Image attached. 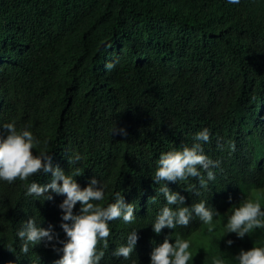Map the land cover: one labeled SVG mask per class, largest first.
<instances>
[{"label": "trees", "instance_id": "obj_1", "mask_svg": "<svg viewBox=\"0 0 264 264\" xmlns=\"http://www.w3.org/2000/svg\"><path fill=\"white\" fill-rule=\"evenodd\" d=\"M9 122L18 131L30 125L41 141L34 155L46 150L65 174L79 167L74 179L82 189L92 178L105 184L96 203L106 207L121 192L135 205L133 223L110 222L100 264H151L166 237L174 244L202 228L194 216L187 227L153 231L167 204L164 186L183 195L184 206L205 201L220 213L210 245L189 264H212L214 256L234 264L241 249L264 246V229L240 239L225 228L242 200L264 208V0H0V137ZM114 126L127 135L111 134ZM204 128V154L220 162L215 180L207 188L197 178L155 183L160 155L191 146ZM75 154L82 159L70 165ZM51 178L41 171L27 182L0 180V264H54L62 256L53 245L67 239L59 208L65 197L26 195V183ZM31 217L51 225L55 239L23 254L17 233ZM132 231L131 257L114 256ZM203 235H211L208 228Z\"/></svg>", "mask_w": 264, "mask_h": 264}, {"label": "clouds", "instance_id": "obj_2", "mask_svg": "<svg viewBox=\"0 0 264 264\" xmlns=\"http://www.w3.org/2000/svg\"><path fill=\"white\" fill-rule=\"evenodd\" d=\"M230 4H238L239 0H227ZM119 59L106 63L105 69L111 71ZM7 131L6 137H0V180L12 184L16 180L27 182L30 177L43 171L51 173V182L41 185L36 182L26 183V195L34 198H43V201H52L54 197L49 192L62 195L65 199L59 205L63 215L60 227L66 234V241H58L62 248L53 249L62 252V256L54 264H100L104 257V251H98L101 241H104V248L108 247V238L111 235L110 222L122 220L125 224L133 223L136 220L134 215L135 205L126 203L121 192L115 193V201L106 207L101 206L99 201L105 198L106 185L96 178H92L83 189L75 181L74 177L82 174L79 167L72 168L70 174L57 165L53 167L52 157L46 150L39 151V155L33 154V149H37L41 141L28 130L30 125L22 130H17L14 122L2 125ZM111 134L127 135L123 128L113 127ZM191 146L183 145L181 149L162 153L158 159L153 180L155 183L161 181L182 182L189 178H197L201 188H207L209 181L215 180L213 169L220 166L219 161H213L206 154L200 142L210 140L209 129L204 128L193 137ZM218 148L223 149L224 144L218 141ZM234 150V145H228ZM82 157L75 154L68 159L70 165L80 162ZM201 170L206 173L207 179L201 174ZM167 204L160 210L154 223L153 231L160 234L165 228L175 229L177 226L187 227L193 217L206 225H209V232L214 231L211 227L214 217H219L220 213L207 205L205 201H200L191 205H185V197L179 192H173L164 186L160 189ZM199 195V192H195ZM151 199H155L154 197ZM81 205L79 214H74L73 209L77 203ZM176 207L173 208L172 206ZM71 221V223H67ZM226 234L235 233L238 238L243 239L250 236L256 229H264V208L259 200L246 198L238 206L231 207V214L228 216L225 225ZM225 234V235H226ZM17 236L23 242L21 252L27 254L30 246L34 247L42 241L52 242L55 239L52 226L47 229L40 227L34 217L23 223ZM138 241L136 231H132L127 237V244L121 245L112 253L116 257H123L127 260L134 252ZM227 244L231 246L232 240ZM191 244L187 239L177 238L175 243H170L169 238H165L163 243L155 247L150 256L151 264H189L193 260V253L190 251ZM11 250V246L9 248ZM238 264H264V246H253L249 250H243L235 256ZM212 264H225L220 256H214Z\"/></svg>", "mask_w": 264, "mask_h": 264}, {"label": "rangeland", "instance_id": "obj_3", "mask_svg": "<svg viewBox=\"0 0 264 264\" xmlns=\"http://www.w3.org/2000/svg\"><path fill=\"white\" fill-rule=\"evenodd\" d=\"M209 227V225L204 224L199 231L195 232L191 237H189V239H187L191 244L190 251L193 253V257L196 256L198 252L202 251L203 249L207 248L208 245H210L211 239L214 237L215 232L211 231L210 236L203 235L204 231H206L207 228L209 229ZM211 227L213 226L211 225ZM218 252L220 253V251ZM231 260L234 262V264H238V262L235 260L234 255L231 257Z\"/></svg>", "mask_w": 264, "mask_h": 264}]
</instances>
